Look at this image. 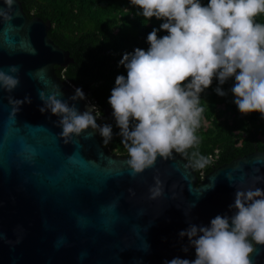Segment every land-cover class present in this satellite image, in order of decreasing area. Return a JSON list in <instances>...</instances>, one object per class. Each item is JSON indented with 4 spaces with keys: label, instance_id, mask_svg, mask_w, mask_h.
<instances>
[{
    "label": "water",
    "instance_id": "1",
    "mask_svg": "<svg viewBox=\"0 0 264 264\" xmlns=\"http://www.w3.org/2000/svg\"><path fill=\"white\" fill-rule=\"evenodd\" d=\"M0 7L7 8L3 0ZM11 14V21L0 17V69L18 66L11 74L20 83L11 92L0 88V264L194 260L195 248L179 233L192 224L209 226L216 215L231 216L237 189H264V180H254L264 177V151L234 158L198 182L191 162L175 152L133 177L129 156L109 150L99 131L89 128L65 143L60 117L40 111L39 93L59 86V98L81 113L98 106L86 94L70 99L76 87L56 67L74 58L49 36L52 22L29 17L21 0ZM10 97L31 103L15 112ZM156 176L164 192L150 199ZM253 248V264H264V245L254 241Z\"/></svg>",
    "mask_w": 264,
    "mask_h": 264
},
{
    "label": "clouds",
    "instance_id": "2",
    "mask_svg": "<svg viewBox=\"0 0 264 264\" xmlns=\"http://www.w3.org/2000/svg\"><path fill=\"white\" fill-rule=\"evenodd\" d=\"M138 6L147 20L155 17L164 22L160 29L167 35L158 37L160 29L147 36L150 47L136 48L125 53L120 64L127 76L118 75L108 103L127 149L128 166L132 176L154 167L158 157L167 160L173 153L187 154V150L200 143L196 135L204 112L200 107L201 93L209 88L214 78L223 85L235 79L231 88L234 103L242 114L259 112L264 116V24L255 18L264 13V0H130ZM7 8L0 7V17L13 19L15 0H3ZM19 67L0 69V88L11 92L20 83ZM217 94L226 95L221 89ZM44 101L40 111H51L59 116L60 136L65 143L73 136L91 128L99 131L106 146L113 138L110 124L97 123L95 106L81 113L60 99L59 86L52 94L39 93ZM85 98L77 88L71 100ZM18 106L31 103L9 98ZM32 155H35L34 150ZM193 166L205 168L210 160L198 152L192 153ZM31 159V155L28 157ZM255 181L264 180L256 176ZM164 182L159 176L150 188V199L163 195ZM231 216L216 215L209 226L190 225L179 235L187 236L195 248L194 260L176 257L165 264H253V244L264 245V189H237ZM188 251V247L183 249Z\"/></svg>",
    "mask_w": 264,
    "mask_h": 264
},
{
    "label": "trees",
    "instance_id": "3",
    "mask_svg": "<svg viewBox=\"0 0 264 264\" xmlns=\"http://www.w3.org/2000/svg\"><path fill=\"white\" fill-rule=\"evenodd\" d=\"M29 17L38 16L50 20L49 36L62 48L70 51L74 62L66 68L56 67L57 74L71 82L99 107L97 122L112 125L113 138L106 145L109 150L127 155V149L118 135L113 109L108 103L118 75L127 76V69L120 64L125 53L136 48L147 50V36L153 29H160L164 22L155 17L147 20L138 6L130 0H21ZM207 4L208 0H201ZM264 24V13L255 18ZM160 29L158 37L167 35ZM235 79L223 85L214 78L212 85L201 93L200 107L204 112L196 135L200 143L180 154L192 166L193 152L207 157L210 163L203 169L193 166L198 182L214 168L234 158L254 151H264V116L259 112L242 114L231 88ZM226 95H219L217 88ZM108 112L110 114H108ZM101 137V135H100ZM102 143L103 138L101 137ZM254 247V241H251Z\"/></svg>",
    "mask_w": 264,
    "mask_h": 264
},
{
    "label": "flooded vegetation",
    "instance_id": "4",
    "mask_svg": "<svg viewBox=\"0 0 264 264\" xmlns=\"http://www.w3.org/2000/svg\"><path fill=\"white\" fill-rule=\"evenodd\" d=\"M94 115H96L97 118L100 117L99 107H98V109L96 110V112L94 113ZM119 155H120V154H119Z\"/></svg>",
    "mask_w": 264,
    "mask_h": 264
},
{
    "label": "rangeland",
    "instance_id": "5",
    "mask_svg": "<svg viewBox=\"0 0 264 264\" xmlns=\"http://www.w3.org/2000/svg\"><path fill=\"white\" fill-rule=\"evenodd\" d=\"M101 116V115H100Z\"/></svg>",
    "mask_w": 264,
    "mask_h": 264
}]
</instances>
